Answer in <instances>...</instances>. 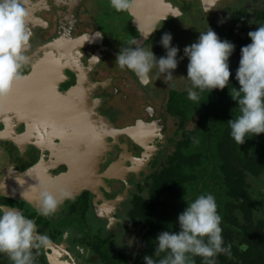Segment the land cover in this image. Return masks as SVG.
<instances>
[{
	"label": "flooded vegetation",
	"instance_id": "flooded-vegetation-1",
	"mask_svg": "<svg viewBox=\"0 0 264 264\" xmlns=\"http://www.w3.org/2000/svg\"><path fill=\"white\" fill-rule=\"evenodd\" d=\"M24 6L30 46L22 78L0 96V170L40 164L52 175L94 177L47 217L21 199L0 195V204L22 210L48 237L46 247L33 249L34 264H145L158 233L150 220L159 218L147 213L157 214L160 200L171 199L154 177L174 166L182 138L180 121L169 110L171 92L187 88H178L175 77L174 86H164L155 68L149 83L141 84L117 65L116 54L135 38L163 56L157 35L165 28L193 41L195 27L186 23L194 20L200 29L210 22L215 29L219 16L245 30L264 0H132L121 12L110 0H24ZM205 17L210 21L201 26ZM173 20L184 24L174 26ZM129 127L136 131H123ZM65 217L68 224L61 222ZM0 264L12 261L4 254Z\"/></svg>",
	"mask_w": 264,
	"mask_h": 264
},
{
	"label": "clouds",
	"instance_id": "clouds-1",
	"mask_svg": "<svg viewBox=\"0 0 264 264\" xmlns=\"http://www.w3.org/2000/svg\"><path fill=\"white\" fill-rule=\"evenodd\" d=\"M131 3L132 0H110L111 7L117 12L128 10ZM141 33L146 38L145 33ZM247 36L251 42L240 47L234 75L239 88L229 89L239 114L228 120V126L230 136L238 145L243 144L246 137L264 133V25L250 30ZM30 39L24 0H0V96L7 95L13 82L22 78L20 69L28 59L26 52ZM171 41V33L161 35L159 43L166 52L156 57L151 48L146 50L133 38L118 51L115 62L121 69L133 72L141 84L149 83V74L155 68L157 78L164 74V82L174 86L171 83L175 77L173 70L179 59L187 57L186 78L191 82L187 95L198 104L200 92L229 88V57L235 49L233 42L220 39L208 26L196 41L183 48V56L178 57L180 49ZM52 188L51 184L42 183L38 190L39 214L46 217L56 211L62 198L70 195L66 190L53 191ZM221 219L214 195L199 194L186 202V207L178 213V231L158 232L152 255L143 256L145 264H194L192 257L195 256L214 264L210 258L217 254L230 255L231 245L224 244ZM134 240L135 237L130 239L128 245L131 246ZM48 243V237L37 232L34 219L19 208L0 204V253L6 254L12 264H34L33 249L46 247ZM161 253L164 256L156 259Z\"/></svg>",
	"mask_w": 264,
	"mask_h": 264
},
{
	"label": "trees",
	"instance_id": "trees-1",
	"mask_svg": "<svg viewBox=\"0 0 264 264\" xmlns=\"http://www.w3.org/2000/svg\"><path fill=\"white\" fill-rule=\"evenodd\" d=\"M254 21L245 30H234L225 21H220V28H211L220 39L235 45L229 57V88L200 92L199 104L188 98V88L171 92L169 110L180 121L182 138L172 156L174 166L167 175L154 177L157 188L169 190L171 199L170 204L160 200L157 214L152 210L147 213L159 217L150 220V228L178 231L176 218L186 202L199 194L212 193L222 218L224 244L231 245L230 255L220 253L210 258L214 264H264V133L246 137L238 145L228 126V120L239 114L229 89L239 88L234 75L240 47L251 42L247 36L250 30L264 25V9ZM151 207L152 201L147 208ZM163 256L161 253L155 258ZM192 259L194 264H208V259L200 256Z\"/></svg>",
	"mask_w": 264,
	"mask_h": 264
},
{
	"label": "water",
	"instance_id": "water-1",
	"mask_svg": "<svg viewBox=\"0 0 264 264\" xmlns=\"http://www.w3.org/2000/svg\"><path fill=\"white\" fill-rule=\"evenodd\" d=\"M123 131L133 134L136 131V127H129V129H123ZM92 175L94 177V174H89L82 175V178H74L75 174L73 171L67 174L52 175L46 172L40 164L31 166L25 171H17L9 166L7 169L0 170V195L21 199L31 208L39 211L38 190L40 184L49 183L53 186V191L66 190L71 196L74 191L91 181ZM64 198L60 200L57 209L62 205Z\"/></svg>",
	"mask_w": 264,
	"mask_h": 264
},
{
	"label": "rangeland",
	"instance_id": "rangeland-1",
	"mask_svg": "<svg viewBox=\"0 0 264 264\" xmlns=\"http://www.w3.org/2000/svg\"><path fill=\"white\" fill-rule=\"evenodd\" d=\"M252 16V15H251ZM253 17V16H252ZM204 20L205 23H201V26H204L205 24L209 23L210 21V17L207 19V17H205ZM252 18L250 17L249 20H251ZM203 21V22H204ZM216 21L220 24V17L217 16L216 17ZM174 26H182L184 24L183 21H180L179 23L175 20H173V22H171ZM210 25H213V23L210 22ZM210 25H208L210 27ZM186 26H189V27H195L194 30L192 31V35H193V38H197L200 34V32H203V31H206L207 28H202L200 29L197 24H196V21L194 20L193 22V25L191 24H187L186 23ZM215 26V25H214ZM197 27V28H196ZM192 28V29H193ZM182 29V28H181ZM164 32H167L168 33V30H166L165 28L163 29ZM191 31V30H190ZM183 36V34H174L173 37H172V40L173 42V45L176 44V46L180 49V51L177 53V56L180 57V56H183V48L186 46V44H184V41H186L187 45L190 44V42L192 41V38L191 36H186V38ZM157 38L160 39L161 38V32L157 35ZM182 38L184 39V41H182ZM160 57V56H158ZM187 57H184L183 59H179L178 60V65L176 67V69L173 70V75L175 76V79H176V85L178 86V88H188L189 87V83L190 81L186 78V74H187V69H186V65H187ZM155 77L157 78V73L155 74ZM163 75L160 74L159 75V78H157L158 81L160 82H164L165 79L163 80L162 79ZM181 83V84H180ZM165 85H169L167 82H164V86ZM160 90V88H158ZM179 90H182V89H179ZM156 91V90H155ZM160 93V92H159ZM65 215V214H64ZM68 219L69 217H65V218H62L61 222L63 221V224H68ZM70 220V219H69Z\"/></svg>",
	"mask_w": 264,
	"mask_h": 264
}]
</instances>
